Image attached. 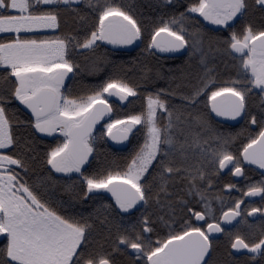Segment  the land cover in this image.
Masks as SVG:
<instances>
[{
  "label": "snow or ice",
  "instance_id": "6c2138e0",
  "mask_svg": "<svg viewBox=\"0 0 264 264\" xmlns=\"http://www.w3.org/2000/svg\"><path fill=\"white\" fill-rule=\"evenodd\" d=\"M107 46L140 52L125 66ZM185 55L195 71L159 70ZM81 58L112 71L77 93ZM225 170L244 183L218 187ZM257 218L264 0H159L150 19L129 0H0V264H264Z\"/></svg>",
  "mask_w": 264,
  "mask_h": 264
},
{
  "label": "trees",
  "instance_id": "16d2710c",
  "mask_svg": "<svg viewBox=\"0 0 264 264\" xmlns=\"http://www.w3.org/2000/svg\"><path fill=\"white\" fill-rule=\"evenodd\" d=\"M129 2H132L136 5L137 10L143 14V16L146 19H150L155 13L156 8L159 0H129ZM256 18H259V13L256 14ZM70 26V25H69ZM140 49L135 48L133 50H126L122 48L119 51L113 50L112 46H107V48H101L99 50L98 55H108L109 58L115 59L117 63L123 61L125 62V66L129 62H132L135 60V58L139 55ZM153 65H155V61L152 62ZM81 74L72 81V88L74 92H80L82 89H84L86 86L98 83L102 77L106 75L107 72H111V66L110 65H103L101 64L98 69H93L90 63L84 62L81 58ZM172 70L173 73H179L181 71L184 72H193L195 71L194 66L190 64V62L187 60L186 55L185 56H175V57H169L166 59H162L160 61V67L159 70L163 73H169V70ZM161 84H163V81H160ZM131 99V98H130ZM135 106H139V101H134ZM132 105H129L128 108L124 109L125 111L130 110ZM241 125L239 126H232L229 124H222V128L224 131H238ZM136 145V138L132 137L131 142L129 145V148L126 150H115L111 148L108 143L104 145L101 149V154L99 155L98 159L95 161L97 165H103L106 162H110L113 159L122 160L124 156H126L130 151L133 150V148ZM42 145L37 146V151H40L42 148ZM36 172L37 175L41 174V169L39 165L36 166ZM252 173V172H250ZM249 173V175H250ZM61 177L60 174L56 175V178L59 179ZM63 182V181H62ZM226 182H233L232 178L228 177V175H223L222 178L219 181L218 185H223ZM55 195L62 197L63 199H68V194L64 193L60 187L57 185L55 188ZM81 210H84L83 208ZM121 260H124L125 258H120Z\"/></svg>",
  "mask_w": 264,
  "mask_h": 264
},
{
  "label": "flooded vegetation",
  "instance_id": "af4514ba",
  "mask_svg": "<svg viewBox=\"0 0 264 264\" xmlns=\"http://www.w3.org/2000/svg\"><path fill=\"white\" fill-rule=\"evenodd\" d=\"M124 49H126V50H128L127 48H124ZM133 49H135V48H133ZM133 49H131V50H133ZM130 51V50H129ZM242 123V122H241ZM226 124H228V123H226ZM230 125V124H229ZM233 126V125H232ZM235 126H239V125H235ZM131 136H130V141H131ZM109 145V144H108ZM129 145H130V142H129V144H128V148H129ZM110 146V145H109ZM111 147V146H110ZM112 148V147H111ZM127 148V149H128ZM116 150V149H115ZM254 167V166H253ZM60 175H62V174H60ZM224 175H228L227 174V170H225V174ZM250 176H251V178L252 179H257V178H259L258 177V173L257 172H252V173H250ZM228 177H230L229 175H228ZM230 178H232V181H233V183H240V184H242V183H244V181H242V180H240V179H237V178H233V177H230ZM219 186H222V185H218V187ZM225 192H227L228 190L227 189H225L224 190ZM233 195L235 196V195H239V193H233ZM245 200L246 201H248L246 198H245ZM251 202L252 203H254V204H256L257 206H260V198L259 197H254V198H251ZM217 208H219V206H217ZM226 210V209H225ZM250 219H252V218H250ZM254 222L257 224V225H259V224H261V223H264V221H261V220H259L258 218L257 219H255L254 220ZM213 259L214 260H226V259H228V257L226 256V254H225V252H224V247H223V244L221 243V246L218 248V250L215 252V253H213Z\"/></svg>",
  "mask_w": 264,
  "mask_h": 264
},
{
  "label": "water",
  "instance_id": "95a60500",
  "mask_svg": "<svg viewBox=\"0 0 264 264\" xmlns=\"http://www.w3.org/2000/svg\"><path fill=\"white\" fill-rule=\"evenodd\" d=\"M133 48H135V47H132V46H129V47H127V49L128 50H131V49H133ZM126 103V102H125ZM228 124H230V125H233V126H235L236 124H235V122H227ZM108 144L113 148V149H116V150H126L127 148H128V144H129V141H124V142H122V143H116V142H114V141H108ZM255 167V166H254ZM237 179H240V178H237ZM247 200L249 199V198H246Z\"/></svg>",
  "mask_w": 264,
  "mask_h": 264
},
{
  "label": "rangeland",
  "instance_id": "374dc122",
  "mask_svg": "<svg viewBox=\"0 0 264 264\" xmlns=\"http://www.w3.org/2000/svg\"><path fill=\"white\" fill-rule=\"evenodd\" d=\"M216 206H219V204H217Z\"/></svg>",
  "mask_w": 264,
  "mask_h": 264
}]
</instances>
